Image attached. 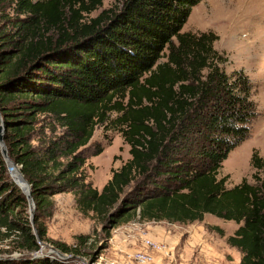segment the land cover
<instances>
[{
  "label": "trees",
  "instance_id": "trees-1",
  "mask_svg": "<svg viewBox=\"0 0 264 264\" xmlns=\"http://www.w3.org/2000/svg\"><path fill=\"white\" fill-rule=\"evenodd\" d=\"M115 1L92 16L102 0H15L0 28L3 140L38 214L31 224L0 151V242L11 248L0 264H62L28 255L47 241L39 214L63 193L104 224L107 239L136 218L232 222L238 228L226 243L240 252L239 264H264V177L232 188L219 177L256 116L249 78L224 71L216 35L182 32L203 0ZM96 127L119 133L130 155L100 191L82 169ZM251 164L264 172V157L253 153ZM87 239L58 250L79 254ZM12 252L25 256L13 261Z\"/></svg>",
  "mask_w": 264,
  "mask_h": 264
},
{
  "label": "rangeland",
  "instance_id": "rangeland-1",
  "mask_svg": "<svg viewBox=\"0 0 264 264\" xmlns=\"http://www.w3.org/2000/svg\"><path fill=\"white\" fill-rule=\"evenodd\" d=\"M14 1L0 0V28L7 26V18L14 17ZM115 4V0H102V7L92 16ZM182 32L216 35L214 48L227 58L222 66L224 71L231 74L242 70L253 86L251 99L256 116L251 121L249 136L230 152L219 177H228L227 188L242 180L255 184L256 179L264 177V172L256 171L251 164L253 153L264 157V0H203L192 9ZM98 147L102 148V153L94 157ZM83 154L86 181L98 191L110 180L112 170L119 169L130 159L129 146L121 135L111 130L105 132L103 127H96ZM52 201L48 214H39L47 241L41 244L38 252L28 255L29 260L49 259L62 264H137L135 256L143 249L145 238L166 243L172 250L169 256L156 254L157 264H239L241 259L240 252L226 243V238L238 228L232 222L209 215L202 222L187 225L165 221L142 223L136 218L114 228L107 239L102 232L104 224L96 221L91 213L83 216L72 193L55 195ZM28 215L30 218L29 210ZM35 215L38 214L34 211L32 220ZM215 228L221 229L223 236ZM77 236L88 237L85 246L78 250L79 254H63L58 250V245L75 247ZM9 244L8 241L0 242V252L11 250ZM24 256L12 252L10 257L18 261Z\"/></svg>",
  "mask_w": 264,
  "mask_h": 264
},
{
  "label": "water",
  "instance_id": "water-1",
  "mask_svg": "<svg viewBox=\"0 0 264 264\" xmlns=\"http://www.w3.org/2000/svg\"><path fill=\"white\" fill-rule=\"evenodd\" d=\"M3 135H4V123H3V121H2V119L0 117V151H1V154H2V156L4 158V160L6 161V165L8 167L9 173L11 172V169H16L18 171V173H19L20 178L24 181L23 182L24 185L21 186L13 179L14 183L20 188L22 193L25 195V198H26L27 203H28V210H29V213H30V222H31V224H33L32 216H33L34 211H35V205H34L32 197H31L30 185L25 180L24 176L20 172V169H18L17 166L14 164V162H12L10 160V158L8 157V151H7V148H6L4 140H3ZM10 176H11V173H10ZM54 253L57 254L60 258H65L64 255H62L61 253H59L57 251H54Z\"/></svg>",
  "mask_w": 264,
  "mask_h": 264
},
{
  "label": "built area",
  "instance_id": "built-area-1",
  "mask_svg": "<svg viewBox=\"0 0 264 264\" xmlns=\"http://www.w3.org/2000/svg\"><path fill=\"white\" fill-rule=\"evenodd\" d=\"M172 250L168 248L166 243L160 241H155L150 238L143 239V249L138 252L135 256L137 264H157L156 261L159 260L155 257L156 254L163 253L169 256Z\"/></svg>",
  "mask_w": 264,
  "mask_h": 264
},
{
  "label": "bare ground",
  "instance_id": "bare-ground-1",
  "mask_svg": "<svg viewBox=\"0 0 264 264\" xmlns=\"http://www.w3.org/2000/svg\"><path fill=\"white\" fill-rule=\"evenodd\" d=\"M10 173L12 175V179H14L19 185H21V186L24 185V183H23L24 181L20 178L19 173L16 169H11Z\"/></svg>",
  "mask_w": 264,
  "mask_h": 264
}]
</instances>
